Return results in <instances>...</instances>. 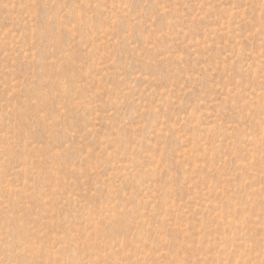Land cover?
Segmentation results:
<instances>
[{"label":"rangeland","instance_id":"374dc122","mask_svg":"<svg viewBox=\"0 0 264 264\" xmlns=\"http://www.w3.org/2000/svg\"><path fill=\"white\" fill-rule=\"evenodd\" d=\"M0 264H264V0H0Z\"/></svg>","mask_w":264,"mask_h":264}]
</instances>
